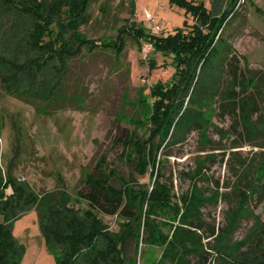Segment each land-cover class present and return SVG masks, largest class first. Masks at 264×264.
I'll return each mask as SVG.
<instances>
[{"label":"rangeland","instance_id":"374dc122","mask_svg":"<svg viewBox=\"0 0 264 264\" xmlns=\"http://www.w3.org/2000/svg\"><path fill=\"white\" fill-rule=\"evenodd\" d=\"M224 2L220 0L216 4L215 14L224 9ZM206 3L210 6V0ZM239 4L224 30L232 46L222 43L221 52L223 57L237 52L240 65L264 71V0H239ZM90 14L89 22L81 26L82 31L107 45L83 48L72 57L59 93L54 97L21 98L3 83L0 67V164L4 170L11 164L13 175L29 181L38 193L66 187L73 195L70 203L81 209L89 203L74 194L84 188L85 173L94 172L98 162L107 168L115 167L118 174L130 177L133 192L139 194L141 243L145 249L143 234L146 235L149 219L168 231L178 221L177 210L184 191L196 181L207 189L216 187V179L222 185L232 181L235 175L231 165L237 156L239 159L255 155L263 158L264 147L256 143H264V139L249 140L240 135L238 113L222 112L219 91L214 92V98L206 95L200 102L202 126L189 129L183 139L167 144L174 124L164 123L158 130L157 121L152 118L155 114L152 90L158 82L169 83L176 61L153 46L146 51L148 41L141 45L128 34L122 51L117 50L115 41L119 29L133 18L146 34L152 32V24L160 27L159 35L190 29L195 19L186 4L179 0H93ZM8 19L9 15L0 16V35L8 27ZM223 57H215L214 62L221 63ZM222 76L218 73L214 78V83H219L221 88L226 87ZM151 131H159L153 140L155 147L162 143L159 157L164 145L170 153L162 155L153 175L151 167L145 174L136 171L126 159L127 154H123L124 140L146 139ZM234 150L238 153L233 155ZM212 152L218 153L217 160L205 168L204 176H197L196 172ZM258 176L263 181L264 170ZM148 185L163 188L169 197L168 203L151 205L148 199L142 201L139 191ZM225 189L229 188L221 187ZM234 202V194H229L203 207L206 221L210 223L208 227L215 225L218 233L206 238L212 253L210 264H223L226 258L234 260V257L252 261L264 258V248H250L264 232L258 228L259 223L264 225V197L249 198L247 207L241 206L238 210ZM100 215L114 231H120L127 221L118 215L102 212ZM14 233L25 244L21 264H57L55 253L42 234L35 208L14 221ZM158 234L157 229L155 239ZM157 243H150L148 250L140 253L139 264H150L159 258L162 247Z\"/></svg>","mask_w":264,"mask_h":264},{"label":"trees","instance_id":"16d2710c","mask_svg":"<svg viewBox=\"0 0 264 264\" xmlns=\"http://www.w3.org/2000/svg\"><path fill=\"white\" fill-rule=\"evenodd\" d=\"M92 1L0 0V16L9 15L10 20L0 35V67L3 83L12 93L24 99L33 95L54 97L59 93L72 57L83 48L107 45L87 36L81 29L91 18ZM179 1L186 4L194 16L195 22L190 29H178L168 35L146 34L133 18L119 29L115 41L117 50L122 51L125 34H128L141 45L151 42L157 51L170 54L176 61L169 83L158 82L152 90L155 104L152 118L157 121L158 130L164 123L174 124L167 144L183 139L189 129L202 126L200 102L206 95L214 98V92L219 91L222 112L238 113L240 135L249 140L264 139V71L240 65L237 52L224 57L221 52L222 43L232 46L224 30L238 11L239 0H225L226 5L218 14L214 10L220 0H210V6L206 0ZM219 56L223 61L219 58L221 63H215V57ZM153 61L151 58L150 62ZM218 73L223 75L221 80H225L226 87L214 83ZM158 132L151 131L146 139L130 137L124 140L123 154H127L126 159L133 163L136 171L145 174L151 167L153 175L162 155L170 154L164 145L159 157L162 143L155 147L153 141ZM256 145L264 147V143ZM236 153L232 151L233 155ZM217 155L216 152L207 155L197 176L206 174L205 168L217 160ZM11 167L9 164L4 170L0 164V264H21L25 244L14 233V221L32 208L38 212L42 234L55 253L57 264H139L140 255L148 250L150 243L157 242L162 250L159 258L150 264H210L212 253L206 238L218 233L215 225L208 227L210 223L206 221L203 207L229 194L235 196V210L247 207L249 198L264 197V180H259L258 176L264 170V156L255 155L249 159L237 156L231 165L235 175L232 181L222 185L216 179L214 189L204 188L196 181L182 193L178 221L170 225L168 231L149 219L146 235L143 234L147 245L144 249L140 229L142 213L137 202L139 194L133 192L130 177L118 174L115 167L107 168L98 162L94 172L85 173L84 188L74 194L89 203L84 209L70 203L73 195L66 187L38 193L29 181L14 176ZM222 186L229 189L221 190ZM139 192L142 201L148 199L151 205L166 204L169 200L158 186L148 185ZM101 212L126 219L125 226L120 231L112 230ZM256 219L261 222L258 215ZM258 228L262 231L264 225L259 223ZM157 229L159 237L155 239ZM250 248H264V232ZM234 260L226 258L223 264H264V258L252 261L234 257Z\"/></svg>","mask_w":264,"mask_h":264},{"label":"built area","instance_id":"2783aa9c","mask_svg":"<svg viewBox=\"0 0 264 264\" xmlns=\"http://www.w3.org/2000/svg\"><path fill=\"white\" fill-rule=\"evenodd\" d=\"M150 20L153 22V17H150ZM159 31H160V27L156 24H152V32L158 33ZM151 46H152V43L148 42V43H146L144 48L147 51L151 48Z\"/></svg>","mask_w":264,"mask_h":264}]
</instances>
